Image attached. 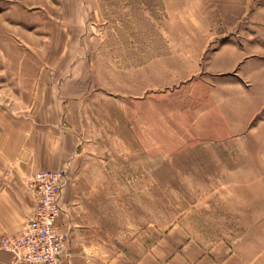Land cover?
Returning a JSON list of instances; mask_svg holds the SVG:
<instances>
[{"label": "rangeland", "instance_id": "obj_1", "mask_svg": "<svg viewBox=\"0 0 264 264\" xmlns=\"http://www.w3.org/2000/svg\"><path fill=\"white\" fill-rule=\"evenodd\" d=\"M224 42L250 53L246 92L238 66L228 90L202 72ZM262 82L264 0H0V109L66 172L74 264H167L261 230Z\"/></svg>", "mask_w": 264, "mask_h": 264}, {"label": "crops", "instance_id": "obj_2", "mask_svg": "<svg viewBox=\"0 0 264 264\" xmlns=\"http://www.w3.org/2000/svg\"><path fill=\"white\" fill-rule=\"evenodd\" d=\"M242 48L244 49V47L231 42L220 44L208 52L202 72L221 75V78L225 79H222L216 85L219 88L228 90L230 88L229 80L226 79L230 76L228 73L234 68L236 70L238 66L239 70L236 74H238L240 80L244 81V84H241L242 81L236 82L235 87L242 92H246V88L251 87L245 84L251 58L249 57L250 53ZM259 91L261 95H264V82H262ZM263 100L264 98L260 104H263ZM258 111L259 109H256L248 115L246 122L248 123ZM2 112L5 111L0 109V235H15L20 230L25 213L33 204L32 193L27 186L29 177L35 171L54 170L57 167L52 168V164L46 166V152L38 153L32 147V137L23 135V125L19 123V120L18 123L13 125L11 120L7 119ZM13 122L16 121L13 120ZM6 123H9V125ZM240 125V121L237 124L228 122V126L232 128V131H237L234 129H237ZM7 126H11L12 129H7ZM6 130L7 132L12 130V132L14 131L20 135L18 134L19 137L17 135L14 141H8L7 137L4 136ZM233 135H238V133L234 132ZM53 159L54 161L58 160L56 155ZM64 221L65 219L63 220L60 216L57 222L61 225V228L68 231L69 249L72 258L79 253L76 252L74 247V242L78 240V230L72 226H65ZM262 224L261 230L242 233L240 237L236 238V242L231 243L230 247L215 243L202 250L196 247V244L187 243L185 244V246H188L187 249H183L181 253L173 256L167 264H264V217ZM70 263L74 264L71 260ZM0 264H10L8 253L2 250H0ZM82 264L95 263L86 262L84 259Z\"/></svg>", "mask_w": 264, "mask_h": 264}, {"label": "built area", "instance_id": "obj_3", "mask_svg": "<svg viewBox=\"0 0 264 264\" xmlns=\"http://www.w3.org/2000/svg\"><path fill=\"white\" fill-rule=\"evenodd\" d=\"M64 170H38L28 179L33 204L15 235H0V250L10 264H71L67 229L57 222L63 214L60 192Z\"/></svg>", "mask_w": 264, "mask_h": 264}]
</instances>
